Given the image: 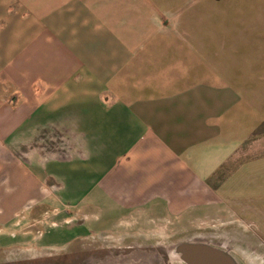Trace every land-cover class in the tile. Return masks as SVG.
Listing matches in <instances>:
<instances>
[{
  "label": "crops",
  "instance_id": "1",
  "mask_svg": "<svg viewBox=\"0 0 264 264\" xmlns=\"http://www.w3.org/2000/svg\"><path fill=\"white\" fill-rule=\"evenodd\" d=\"M235 26L228 46L219 29ZM253 42L264 0H0V228L40 217L42 244L121 231L143 248L157 228L264 203ZM55 210L78 228L56 231Z\"/></svg>",
  "mask_w": 264,
  "mask_h": 264
},
{
  "label": "rangeland",
  "instance_id": "2",
  "mask_svg": "<svg viewBox=\"0 0 264 264\" xmlns=\"http://www.w3.org/2000/svg\"><path fill=\"white\" fill-rule=\"evenodd\" d=\"M222 19L223 17L221 21ZM239 28H220L218 37H225L227 40L230 38L231 44L228 46L233 45L237 35H240L236 31ZM237 43L242 45L243 41ZM246 44L240 49L243 54L247 52L255 57L264 55V42ZM262 63L264 64V59ZM230 168V165L225 166L220 177L227 175ZM63 216L66 217L67 214L63 215L55 210L56 231L71 232L78 228V220L64 223ZM25 219L23 221L22 215L16 219L22 220L20 225L10 226L11 229L9 225L0 228V264H185L174 250L175 246L183 242H203L216 247H228L240 264H264V203L223 204L221 212L210 218L193 220L185 226L172 223L169 227L157 228L156 233L148 235L150 244L143 248L131 244L134 236L124 234L121 229L118 234L96 231L84 237L70 236V239L75 236L77 238L65 246L46 245L39 241L43 232L39 226L43 225L42 221L51 223L53 219ZM27 224H36V229L33 230L31 225L32 230L29 227L27 230ZM37 231L39 235H34L33 232ZM33 236L37 240H31ZM27 240L29 241L26 242Z\"/></svg>",
  "mask_w": 264,
  "mask_h": 264
},
{
  "label": "water",
  "instance_id": "3",
  "mask_svg": "<svg viewBox=\"0 0 264 264\" xmlns=\"http://www.w3.org/2000/svg\"><path fill=\"white\" fill-rule=\"evenodd\" d=\"M174 250L185 264H238L229 252L210 243L183 242Z\"/></svg>",
  "mask_w": 264,
  "mask_h": 264
},
{
  "label": "bare ground",
  "instance_id": "4",
  "mask_svg": "<svg viewBox=\"0 0 264 264\" xmlns=\"http://www.w3.org/2000/svg\"><path fill=\"white\" fill-rule=\"evenodd\" d=\"M125 258V257H124ZM127 260V259H126ZM131 262V261H130ZM128 264V263H127Z\"/></svg>",
  "mask_w": 264,
  "mask_h": 264
},
{
  "label": "flooded vegetation",
  "instance_id": "5",
  "mask_svg": "<svg viewBox=\"0 0 264 264\" xmlns=\"http://www.w3.org/2000/svg\"><path fill=\"white\" fill-rule=\"evenodd\" d=\"M55 219V218H54ZM28 235V234H27Z\"/></svg>",
  "mask_w": 264,
  "mask_h": 264
}]
</instances>
